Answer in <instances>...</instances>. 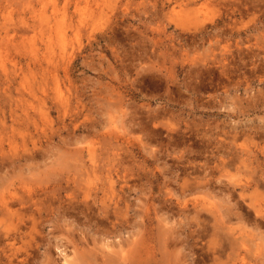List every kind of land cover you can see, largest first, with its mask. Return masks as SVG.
Returning a JSON list of instances; mask_svg holds the SVG:
<instances>
[{
	"label": "rangeland",
	"instance_id": "obj_1",
	"mask_svg": "<svg viewBox=\"0 0 264 264\" xmlns=\"http://www.w3.org/2000/svg\"><path fill=\"white\" fill-rule=\"evenodd\" d=\"M54 4L68 63L43 48L38 14ZM0 31V198L14 182L42 196L38 208L33 199L14 204L13 215L0 199V264H67L78 256L72 237L101 256L149 233L154 264H264V212L249 206L264 210V0H0ZM32 36L37 52L21 41ZM118 209L127 217L114 227ZM18 210L39 221L23 237L11 222Z\"/></svg>",
	"mask_w": 264,
	"mask_h": 264
},
{
	"label": "bare ground",
	"instance_id": "obj_2",
	"mask_svg": "<svg viewBox=\"0 0 264 264\" xmlns=\"http://www.w3.org/2000/svg\"><path fill=\"white\" fill-rule=\"evenodd\" d=\"M53 3H55V2H53ZM57 5L56 4H54L53 5V7H52V10L50 11L51 12V14L50 15H47V13H48V11H49V9H44V7H42V9L39 11V20H37L41 25H42V30H45L46 32H48L47 33V38H45V37H42V39H45V42H44V47L43 48H45V50L46 51H56L58 54H59V56H61V58L63 59V61H65V62H69L70 60H71V55H72V53H71V55H70V43H69V40H68V38H66V35H64V34H60V32L61 31H59V25H58V19L56 18L57 17V7H56ZM46 8V7H45ZM35 10V9H34ZM45 17V19H43ZM49 19H51L50 21H49ZM85 18L83 17V18H80V21H83ZM53 21V23H51ZM40 26V25H39ZM41 27V26H40ZM54 29V30H53ZM53 30V31H52ZM2 31H0V37L2 36V33H1ZM53 32H57V33H59V38L57 39V40H55L54 38H53V36L51 35V33H53ZM5 35H3L4 37H5V39H8V40H12V38L11 37H9V32L8 31H5V33H4ZM21 40V39H20ZM25 40V41H24ZM24 40H21V41H23V42H26L25 44H26V46L29 48V50L30 51H33V52H37L40 48H38L37 46H36V41H35V38H34V36H32V37H25L24 38ZM24 44V45H25ZM19 45V44H18ZM21 45V44H20ZM20 47H22V46H20ZM70 50V51H69ZM64 62V63H65ZM68 65V64H67ZM66 65V66H67ZM6 63H5V61H3L1 58H0V67L2 68V69H6ZM117 125V124H116ZM119 126V125H118ZM116 127V126H115ZM110 133V132H109ZM116 133H119V132H116ZM110 135V134H109ZM113 135V134H112ZM119 136V135H118ZM120 136H122L121 134H120ZM118 141V140H117ZM93 146L92 147H89L88 146V152H87V154L89 155V161H90V159H91V161L93 160L94 161V150H93ZM74 149V148H73ZM72 148H71V151L73 150ZM78 149H79V147H78ZM82 150H84V149H82ZM73 152V154H72V156L73 155H75V152H74V150L72 151ZM79 152V150L77 151V153ZM96 152V151H95ZM71 153V152H70ZM119 153V152H118ZM81 154V156H82V153H80ZM102 154V153H101ZM78 155V154H77ZM80 156V155H79ZM72 158V157H71ZM83 158V157H82ZM78 160H79V157H78ZM80 160H81V157H80ZM245 160V159H244ZM243 160V161H244ZM82 161H84V160H82ZM90 161V162H91ZM92 161V162H93ZM96 161H97V159L94 161L95 163H96ZM78 162V161H77ZM85 162V161H84ZM83 162V163H84ZM88 162V161H87ZM89 162V166H91V164H94V163H90ZM188 162H189V160H188ZM187 162V163H188ZM186 163V164H187ZM189 164V163H188ZM187 164V165H188ZM83 165V164H82ZM84 165H85V163H84ZM86 165H87V163H86ZM95 165H98V164H95ZM94 165V166H95ZM190 165H191V163H190ZM84 167V166H83ZM87 167V169H88V165L86 166ZM93 167V166H92ZM184 167H187V166H184ZM183 167V168H184ZM188 168V167H187ZM91 170H95L94 168L92 169V168H90ZM89 169V170H90ZM186 169V168H185ZM184 169V170H185ZM183 170V169H182ZM194 170V169H193ZM196 170V169H195ZM186 171V170H185ZM189 171H190V168H189ZM198 171V170H197ZM88 172V171H87ZM91 173L93 172V171H90ZM94 173V172H93ZM95 173H97V172H95ZM184 173V172H183ZM192 173H193V171H192ZM193 175V174H192ZM86 176H89V174L88 173H86ZM186 176H190V175H185V179H186ZM91 176H89V178H90ZM93 177V176H92ZM91 177V178H92ZM192 178L191 179H193V176H191ZM93 178H95V177H93ZM195 178V177H194ZM87 179V178H86ZM184 179V178H183ZM184 179V180H185ZM191 179H189V181L191 180ZM203 179V178H202ZM201 179V180H202ZM93 180V179H92ZM187 181H188V178L186 179ZM90 181V180H89ZM126 181V180H125ZM187 181H185L186 183H187ZM188 181V182H189ZM194 181V180H193ZM91 183H92V181H90ZM94 182H95V180H94ZM191 183H192V181H190ZM198 182V181H197ZM25 183V182H24ZM99 183V182H98ZM191 183H190V185H191ZM194 183H196V182H194ZM192 184V187L191 188H195L196 187V184ZM199 183V182H198ZM2 184H3V182H2ZM1 184V185H2ZM75 184V183H74ZM81 184H83V182L81 183ZM100 184V183H99ZM108 185H109V183H107ZM201 184H203V182L201 183ZM8 185V184H7ZM14 185H15V182H14ZM13 184H12V186H14ZM27 185H30L29 184V182H27ZM44 185V184H43ZM48 185V184H47ZM53 185V184H52ZM62 185V184H61ZM119 185H121V184H119ZM127 185V184H126ZM5 186V185H4ZM12 186H10V187H6V193L4 192V194L2 195V198H0V199H2V205H3V209H5V210H7V212H10V214H12L13 215V213H12V211L14 210L13 208H12V206L14 205V204H18V203H20L21 205H25L27 202H28V204H29V202L30 201H32V200H30V199H36L37 197H36V194H34L35 195V198H34V196H33V189H31V185L30 186H27L28 188H26V190H24L23 188L24 187H22L23 185H21V187H12ZM25 186V185H24ZM55 186H56V184H55ZM58 186V185H57ZM67 186L69 187V184H67ZM67 186H65L64 185V187L67 189ZM71 186V185H70ZM73 186V185H72ZM80 187L79 185H74L73 186V188L75 187ZM94 186H96V185H94ZM94 186L92 187V188H94ZM100 187H101V185H99ZM103 186H104V183H103ZM184 186H186V185H184ZM188 186V185H187ZM246 186H247V184H243L242 185V188L243 189H245L246 188ZM33 187V186H32ZM37 187V186H36ZM53 187V186H52ZM51 187V189L52 190H56L57 191V187L56 188H52ZM84 187V186H83ZM109 187V186H108ZM107 187V188H108ZM182 187V186H181ZM202 187V186H201ZM42 188H44L43 186H42ZM59 188V187H58ZM65 188H64V190H65ZM72 188V189H73ZM87 188H89L88 186L86 187V189H85V191L87 190V191H89ZM91 188V187H90ZM95 188H98V187H95ZM106 188V189H107ZM109 188H111V190L112 191H114L113 189H114V185L113 184H111V186L109 187ZM119 188V187H118ZM182 188H184V187H182ZM186 188V187H185ZM0 189H2V187H0ZM40 189V188H39ZM49 189H50V187H49ZM51 189H50V191H51ZM99 189V188H98ZM120 189V188H119ZM22 190L24 191V192H22ZM41 190V189H40ZM39 190V191H40ZM44 190H46V189H44ZM54 190V191H55ZM69 190L70 191H72L70 188H69ZM94 190V189H93ZM93 190H91V191H93ZM103 190V189H102ZM186 190V189H185ZM185 190H183V191H185ZM192 190V189H191ZM1 191V190H0ZM4 191V190H3ZM3 191H1V192H3ZM49 190H46L45 191V193L46 192H48ZM54 191H51V192H54ZM69 191V192H70ZM110 191V190H109ZM26 192H28V193H30V194H28V196L25 194ZM50 192V193H51ZM68 191H67V193H69ZM79 192H80V194L81 193H83V191L81 192V190H79L78 191V194H79ZM41 194V193H43V190L41 191V192H38V194ZM66 193V192H65ZM71 193V192H70ZM70 193H69V195H70ZM73 193V192H72ZM90 193V192H89ZM100 193H101V191H100ZM103 193H104V191H103ZM110 193H112V192H110ZM1 194V193H0ZM75 194H77V192L75 193ZM74 194V195H75ZM95 194V193H94ZM107 194V193H106ZM44 195V198H45V194H43ZM49 195V194H48ZM65 195V194H64ZM68 195V194H67ZM66 195V196H67ZM72 195V194H71ZM70 195V196H71ZM82 195H87V194H82ZM101 195V194H100ZM114 195V194H113ZM239 195L243 198V194L242 193H239ZM63 196V195H62ZM98 196H99V194H98ZM97 196V197H98ZM116 196V195H115ZM119 196L120 195H118V198H119ZM68 197V196H67ZM72 197V198H71ZM70 198H71V201H72V199H74L73 198V195L71 196ZM79 197V196H78ZM81 197V196H80ZM96 196H94V198H95ZM96 197V198H97ZM99 197H101V196H99ZM107 197H108V194H107ZM42 198V196L39 198L38 197V199L34 202V204H33V206H35L36 204V202H38V201H40L39 199H41ZM43 198V199H44ZM69 198V197H68ZM68 198H66V199H68ZM85 198V197H84ZM102 198V197H101ZM109 198V197H108ZM123 198V197H122ZM64 199L65 198H63V201H64ZM76 199V198H75ZM74 199V200H75ZM92 199H93V197H92ZM244 199V198H243ZM91 200V199H90ZM103 200V199H102ZM109 200L111 201V197L109 198ZM119 200V199H118ZM44 201H45V199H44ZM66 201V200H65ZM64 201V202H65ZM68 202L70 201V199H68L67 200ZM81 201V200H80ZM93 201V200H92ZM109 201V202H110ZM121 201V200H120ZM124 201V200H123ZM42 202V201H41ZM64 202H62V204L64 203ZM72 202H77V200L76 201H72ZM72 202L70 203V204H72ZM84 202H86L87 203V201H85L84 200ZM89 202V201H88ZM33 203V202H32ZM60 203H61V201H60ZM60 203H58V204H60ZM107 203V202H106ZM112 203H114V200H113V202ZM123 203V202H122ZM62 204H61V206H62ZM69 204V205H70ZM79 204L80 203H78V206H79ZM85 204V203H84ZM89 204H90V202H89ZM91 204H92V202H91ZM90 204V205H91ZM94 204V203H93ZM115 204H116V201H115ZM250 204V205H249ZM248 205L249 206H253L252 208L254 209V212H255V216L256 217H258L259 216V214H261L262 212H264V210L263 211H261L260 209H258L254 204H252V203H249ZM1 205V206H2ZM30 205V204H29ZM39 205H41V203L39 204ZM38 204L36 205V207L38 208V206H39ZM44 205V204H43ZM64 205H65V203H64ZM66 205H67V207H68V204H67V202H66ZM65 205V206H66ZM82 205V204H81ZM87 205V204H86ZM95 205V204H94ZM93 205V206H94ZM118 205H120V204H118ZM128 205V204H127ZM150 205H152V204H150ZM198 205V204H197ZM16 206V205H15ZM26 206V205H25ZM32 206V205H31ZM48 206V205H47ZM49 206H51V205H49ZM49 206H48V208L46 209V208H44V210L46 209V212H47V210L49 209ZM77 206V207H78ZM115 206V205H114ZM145 206V205H144ZM202 206V205H201ZM200 206V207H201ZM42 207V206H41ZM67 207H66V214H67V212H70V211H67ZM74 207V204L72 205V207L70 206V208H72V209H70V210H75V212H76V210H77V212H78V209L77 208H73ZM89 207H91V206H89ZM105 207V206H104ZM104 207H102V210H105V213H106V208H104ZM119 207V206H118ZM121 207H123V206H121ZM126 207V206H125ZM129 207V206H128ZM16 208V207H15ZM21 209L23 208V207H20ZM52 208L53 207H51L50 208V211L52 210ZM58 208V211H59V208L60 207H55V209H57ZM79 208V207H78ZM82 208H83V205H82ZM86 207H84V209H85ZM88 208V207H87ZM93 208V207H92ZM94 208H95V206H94ZM146 208V207H145ZM148 208V207H147ZM250 208V207H249ZM17 209V208H16ZM27 210H30V209H28V207L26 208ZM32 209V208H31ZM42 209V208H41ZM65 209V208H64ZM83 209V210H84ZM108 209V208H107ZM112 209V208H111ZM121 209V208H120ZM201 208H196V210L198 211V210H200ZM1 210V209H0ZM34 210V209H33ZM43 210V209H42ZM60 210H62V209H60ZM82 210V209H81ZM88 210L90 211V208H88ZM88 210H86V211H84L85 212V214H87L86 212H88ZM92 210V209H91ZM96 210H97V206H96ZM95 210V211H96ZM119 210V209H118ZM115 210V211H113V212H115V213H113V214H117V215H115V219H114V217H113V219L114 220H112V222H110L111 224H113L112 226H114V227H118L120 224H122V222H121V219H124V217H123V215L125 216V217H127L126 216V213H123V215L121 214V212L120 211H122V210ZM252 210V209H251ZM19 212H21V214L19 213V212H16L17 214L19 213V215H17V217H13V218H11V222L14 224L13 225V227H14V229L16 230V231H19L20 232V230H22L23 229V227H26V226H28V227H30V228H37L38 227V224H37V221L38 220H36L37 218L33 215L34 213L32 212L31 213V211H30V215L29 214H27V212L25 211V212H22V210L20 211V210H18ZM35 211H36V208H35ZM34 211V212H35ZM56 211V210H55ZM62 211H64V210H62ZM110 211V210H109ZM146 211H147V209H146ZM253 211V210H252ZM49 212V211H48ZM47 212V213H48ZM57 212V211H56ZM72 212V211H71ZM70 212V213H71ZM75 212H73V213H75ZM92 211H90V213H91ZM97 212V211H96ZM199 213H200V211H198ZM1 213H2V211H1ZM43 213V212H42ZM50 213V212H49ZM51 213H54V212H51ZM81 213H83L82 211H81ZM93 213H94V210H93ZM109 213V212H108ZM3 214V213H2ZM2 214H0V216H3ZM40 214V216L42 215L41 213H39ZM46 214V213H45ZM72 214V213H71ZM76 214V213H75ZM96 214V213H95ZM100 214V213H99ZM121 214V215H120ZM145 214V213H144ZM263 214V213H262ZM37 215V214H36ZM54 215V214H53ZM64 215V214H63ZM78 215V217H79V214H77ZM88 215H89V212H88ZM97 215V214H96ZM109 215H110V213H109ZM128 215V214H127ZM141 216H142V214H140ZM199 215V214H198ZM258 215V216H257ZM29 217L30 218V220H29V222L27 223L26 222V218L25 217ZM39 216V215H38ZM45 216H47V214L45 215ZM57 216H58V214H57ZM67 216H68V214H67ZM70 216V215H69ZM72 216V215H71ZM75 216V215H74ZM86 216V215H85ZM261 216H264V215H261ZM4 217V216H3ZM10 217V216H9ZM8 217V218H9ZM27 217V218H28ZM48 217V216H47ZM59 217V216H58ZM63 217V216H62ZM65 217V216H64ZM76 217V216H75ZM86 217H88V216H86ZM89 217H90V215H89ZM98 217V216H97ZM95 218V219H98V218ZM112 217V216H111ZM121 217H123V218H121ZM135 217V216H134ZM240 217V216H239ZM260 217V216H259ZM77 218V217H76ZM101 218H103L102 216H101ZM121 218V219H120ZM142 218V217H141ZM199 218H201V216L199 215ZM261 218V217H260ZM264 218V217H263ZM3 219V218H2ZM45 219V218H44ZM54 219V218H53ZM60 219V218H59ZM69 219H70V221H72V219L69 217ZM94 219V218H93ZM104 219V218H103ZM103 219H102V221H103ZM130 219V221H131V218H129ZM150 219V218H149ZM4 220V219H3ZM28 220V219H27ZM46 220V219H45ZM44 220V221H45ZM47 220H49L48 218H47ZM46 220V221H47ZM62 220H65V218L64 219H62ZM80 220H82V218H80ZM84 220H85V218H84ZM126 220V219H125ZM201 220V219H200ZM199 220V221H200ZM8 221H9V219H8ZM41 221V220H40ZM43 221V222H44ZM54 221V220H53ZM99 221H101V220H99ZM101 221V222H102ZM123 221V220H122ZM141 221H143V220H141ZM198 221V222H199ZM257 221V220H256ZM255 221V222H256ZM39 222V221H38ZM68 222V224H69V226L71 225L70 223H69V221H67ZM84 222H86V221H84ZM127 222V221H126ZM2 223H4L3 221H2ZM9 223H10V221H9ZM11 223V224H12ZM30 223V224H29ZM49 223H51V222H49ZM79 223V222H78ZM81 223V222H80ZM97 223H99V222H97ZM131 223V222H130ZM139 223H141V222H139ZM29 224V225H28ZM54 224V223H53ZM85 224V223H84ZM107 224H109L108 223V221L106 222V225L105 226H107ZM136 224V223H135ZM143 223H141V225H142ZM256 225L255 226H257V223H255ZM259 224V223H258ZM6 225V224H5ZM25 225V226H24ZM83 225V224H82ZM89 225H90V222H89ZM96 225V224H95ZM98 225V224H97ZM96 225V229H98L99 231H101V230H103V229H99V225L97 226ZM101 225V224H100ZM103 224H102V227L104 226ZM260 225V224H259ZM2 226V225H1ZM11 226V225H10ZM105 226H104V229H106L105 228ZM111 226V225H110ZM109 226V227H110ZM112 226H111V228H112ZM128 226V225H127ZM137 226H138V228H139V224H137ZM3 227V226H2ZM1 227V228H2ZM8 227V226H7ZM113 227V228H114ZM133 226H131V228H132ZM143 227V226H142ZM153 227V226H152ZM260 227V226H259ZM3 228H6V227H3ZM75 228V227H74ZM108 228V227H107ZM122 228V227H121ZM127 228V227H126ZM130 228V227H129ZM130 228V229H131ZM137 228V229H138ZM146 228V227H145ZM9 229L10 228H7V233L9 232ZM27 229V228H26ZM140 229H142V228H140ZM160 229V228H159ZM162 229V228H161ZM164 230H166L167 231V229L166 228H163ZM2 230V229H1ZM32 229H30L29 231H31ZM38 230V229H37ZM40 230V229H39ZM119 230V229H118ZM127 230V229H126ZM27 231V230H26ZM28 231V232H29ZM41 231V230H40ZM93 231H94V228H93ZM104 231V230H103ZM111 231H113V230H111ZM131 231V234H128V237L129 236H131V235H133V231L132 230H130ZM130 231H129V233H130ZM138 231H140V232H135L134 234L135 235H133V236H135V238H136V234L138 235V234H140L141 235V230H139L138 229ZM169 231V230H168ZM167 231V232H168ZM2 232V231H1ZM13 233L12 234V236H9V237H11V239H12V244H14L15 242V240L18 238V235H20V233ZM95 232V231H94ZM106 232V231H105ZM121 232H122V230H121ZM133 232V233H132ZM146 232V231H145ZM161 233H160V235H162V233L164 234V232L165 231H160ZM170 232V231H169ZM168 232V233H169ZM3 233H5L4 231H3ZM6 233V234H7ZM23 233H24V230H23ZM23 233H21V237H23L22 236V234ZM26 233V232H25ZM35 232L33 231V233L32 234H34ZM97 233V232H96ZM107 233V232H106ZM112 233V232H111ZM115 234L117 233L116 231L114 232ZM29 234H30V232L28 233V234H26L27 236H28V238H29ZM113 234V233H112ZM122 234V233H121ZM159 233H156V235H158ZM166 234V233H165ZM8 235H10L9 233H8ZM7 235V236H8ZM25 235V236H26ZM36 236H38L37 234H35ZM34 235V236H35ZM103 235V234H102ZM140 235H139V239L141 240V238H140ZM160 235H158L157 237H159ZM168 235H170V234H168ZM218 235V234H217ZM216 235V236H217ZM258 238L261 240V242H260V244H263L262 243V240L264 239V235H263V232L261 231V233L259 234V232H258ZM33 235H31L30 237H32ZM33 236V237H34ZM42 236V235H41ZM44 236V235H43ZM109 236V235H108ZM113 236V235H112ZM132 236V237H133ZM155 236V235H154ZM163 236V235H162ZM165 236H167V235H165ZM164 236V237H165ZM171 236V235H170ZM72 237V236H71ZM85 238H86V236H84ZM84 237H82V238H84ZM105 237H107V234L105 235ZM145 237V236H144ZM161 237V236H160ZM159 237V238H160ZM227 237V236H226ZM34 238H36V237H34ZM34 238H32V239H34ZM41 238H43V237H41ZM90 238V237H89ZM111 238V237H110ZM113 238H115V236L113 237ZM123 237L121 236V239H122ZM130 238V237H129ZM134 238V237H133ZM138 238V237H137ZM136 238V239H137ZM162 239H163V237H161ZM167 238V237H166ZM165 238V241H168L169 240V237H168V240ZM26 239V237L24 238V240ZM30 239V238H29ZM44 239H45V237H44ZM74 238L72 237V240H70L72 243H70V245L72 244V246H73V249H74V252L72 253V254H74V257H75V255H78V256H76V258L77 257H79V260L78 259H76L77 261H75V259H74V261L71 259V260H68L69 258H65V260H66V262H67V264L69 263V264H79V263H81V262H79L80 261V259L82 260V262L84 261V263L85 264H154V260L156 259L155 258V256L153 257V243H152V238H151V233H149V234H147V237H146V239L143 241V239L141 240V242H137L136 241V239H135V241L137 242L136 244H134V243H132V244H134L133 246L131 245V247L130 248H126L127 246L124 244L123 245V242L122 243H120V244H117L118 246H116V247H118L117 249H116V251L115 252H106V251H110V250H106L105 252L103 251V254H100L101 256H99L98 254H97V252H96V250L94 251L93 249H90L89 247H86V246H83V245H80V244H78V242L76 241V240H73ZM92 239V238H91ZM96 239V238H95ZM94 239V240H95ZM124 239V238H123ZM155 239V238H154ZM171 239V238H170ZM218 239V238H217ZM224 239V238H223ZM23 240V239H22ZM35 240V239H34ZM43 240V239H42ZM46 240V239H45ZM44 240V241H45ZM79 240H81V239H79ZM118 240V239H117ZM128 240V239H127ZM126 240V241H127ZM19 241V240H18ZM17 241V242H18ZM36 241H38L37 239H36ZM40 241V240H39ZM44 241H43V243H44ZM67 241H68V239H67ZM88 241H90V239L88 240ZM92 241V240H91ZM95 241H97V240H95ZM95 241L93 242V244H92V246L95 248V244H96V246H97V243H95ZM131 241V240H130ZM133 242H135L134 240H132ZM157 241V240H156ZM264 241V240H263ZM29 242H32V240L30 239V241ZM28 239H26V243H27V245H28ZM48 242V241H47ZM65 242H66V239H65ZM81 242V241H80ZM79 242V243H80ZM82 242H83V240H82ZM81 242V243H82ZM110 241H108V243H109ZM121 242V241H120ZM153 244V245H150L151 243ZM169 242V241H168ZM25 243V242H24ZM26 243H25V245H26ZM33 243V242H32ZM41 243H42V241H41ZM46 243V242H45ZM44 243V244H45ZM68 242H66V244H67ZM84 243V242H83ZM82 243V244H83ZM86 243V242H85ZM84 243V244H85ZM88 243H91V242H88ZM107 243V242H106ZM111 243H113V244H111ZM125 243V242H124ZM128 243H129V241H128ZM128 243H126V244H128ZM150 243V244H149ZM157 243H159L158 241H157ZM163 243V242H162ZM171 243V242H170ZM170 243H168V244H170ZM219 243V242H218ZM16 244V243H15ZM14 244V245H15ZM18 244H19V242H18ZM22 244H23V242H22ZM35 244V243H34ZM47 244V243H46ZM49 244V243H48ZM99 244V243H98ZM102 244H103V242H102ZM110 244L111 245H114V242L112 241V242H110ZM165 244V243H164ZM167 244V243H166ZM167 244V245H168ZM172 244V243H171ZM19 245H21V241H20V244ZM29 245H30V243H29ZM32 245V244H31ZM42 245V244H41ZM87 245V244H86ZM103 245H105V242H104V244ZM121 245V246H120ZM122 245H123V247H122ZM130 245V244H129ZM163 245V244H162ZM166 245V246H167ZM49 246V245H48ZM88 246V245H87ZM89 246H90V244H89ZM91 246V247H92ZM99 246V245H98ZM124 246H126L125 248H124ZM169 246V245H168ZM172 246V245H171ZM170 246V247H171ZM174 246V245H173ZM15 247H17V246H15ZM50 247V246H49ZM48 247V248H49ZM101 247V246H100ZM111 247V246H110ZM157 247H158V244H157ZM97 248H99V247H97ZM106 248H107V246H106ZM105 248V249H106ZM112 248H114V247H112ZM161 248H163L162 246L160 247L159 246V249H161ZM165 248V247H164ZM175 248V247H174ZM14 249H16V248H14ZM18 249V248H17ZM21 249V248H20ZM100 249H102V247L101 248H99L98 249V251H101ZM111 249V248H110ZM111 250H113V249H111ZM167 250H168V248H167ZM164 251V250H162V253H163V251L164 252H169V251ZM12 251H13V249H12ZM16 251V250H15ZM156 251H158V250H156ZM172 250H170V252H171ZM14 252V251H13ZM46 252V251H45ZM48 252V251H47ZM159 252H160V250H159ZM99 253V252H98ZM156 253V252H155ZM161 253V254H162ZM5 254H6V252H5ZM14 254H17V251H16V253H13V255ZM48 254V253H47ZM170 254V253H169ZM169 254H167V255H169ZM172 254V253H171ZM170 254V255H171ZM18 255V254H17ZM48 255H50V254H48ZM163 255H166V254H163ZM162 255V256H163ZM173 255H175V253L173 252ZM7 256V255H6ZM28 256V255H27ZM159 256H161L160 255V253H159ZM158 256V257H159ZM172 256V255H171ZM176 256V255H175ZM9 257V256H8ZM15 257V256H14ZM17 257V256H16ZM19 257V256H18ZM48 257V256H47ZM51 257V256H50ZM49 257V258H50ZM157 257V258H158ZM169 257L170 256H167V259H169ZM173 257V256H172ZM171 257V258H172ZM177 257V256H176ZM25 258H27V257H25ZM46 257H44V259H45ZM154 258V259H153ZM160 258H166V256H163V257H160ZM170 258V259H171ZM174 258V257H173ZM13 259V258H12ZM18 259H20V257L18 258ZM28 259V258H27ZM52 259V258H51ZM162 259V261H166L165 263H167V260L166 259H164L163 260ZM177 259V258H176ZM215 259H216V257H215ZM11 260V259H10ZM21 260V259H20ZM48 260H50V259H48ZM12 261H14V260H12ZM160 261H161V259H160ZM172 261H175V258H174V260H172ZM52 261L50 260V263H51ZM75 262H78V263H75ZM183 262H185V261H183ZM13 264H14V262H12ZM19 263V262H18ZM23 263V262H22ZM49 263V261H48V263L47 264H50ZM53 263V262H52ZM84 263H82V264H84ZM158 263V262H157ZM156 262H155V264H157ZM163 263V262H162ZM176 263H178L177 262V260H176ZM175 263V264H176ZM15 264H17V262L15 263ZM64 264V263H63ZM182 264V263H181ZM214 264H217L216 262L214 263ZM231 264V263H230ZM234 264V263H233Z\"/></svg>",
	"mask_w": 264,
	"mask_h": 264
}]
</instances>
